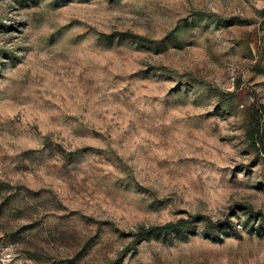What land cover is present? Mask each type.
Masks as SVG:
<instances>
[{
	"label": "rangeland",
	"instance_id": "1",
	"mask_svg": "<svg viewBox=\"0 0 264 264\" xmlns=\"http://www.w3.org/2000/svg\"><path fill=\"white\" fill-rule=\"evenodd\" d=\"M0 264H264V0H0Z\"/></svg>",
	"mask_w": 264,
	"mask_h": 264
},
{
	"label": "trees",
	"instance_id": "2",
	"mask_svg": "<svg viewBox=\"0 0 264 264\" xmlns=\"http://www.w3.org/2000/svg\"><path fill=\"white\" fill-rule=\"evenodd\" d=\"M138 39H141L138 36H134ZM259 134V132H258ZM259 214L255 213L253 214V217H258ZM207 222V228L212 231H216L218 228L221 230L223 229V225L219 223H215L211 221L210 219L204 218V217H194L191 219H180L176 222L172 223H167L164 225H156V226H150V227H145L142 226L139 229V232L137 234V237L144 239L150 236H162L165 234H170V233H186V232H191L194 235H197V225L199 222Z\"/></svg>",
	"mask_w": 264,
	"mask_h": 264
}]
</instances>
